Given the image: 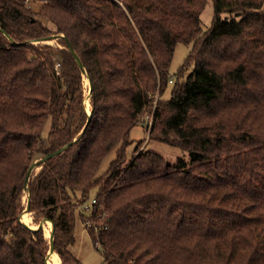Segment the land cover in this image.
I'll return each mask as SVG.
<instances>
[{
	"label": "trees",
	"instance_id": "obj_1",
	"mask_svg": "<svg viewBox=\"0 0 264 264\" xmlns=\"http://www.w3.org/2000/svg\"><path fill=\"white\" fill-rule=\"evenodd\" d=\"M67 40L93 86L85 129ZM178 42L192 47L172 75ZM145 112L150 140L183 153L141 138L129 155ZM69 142L28 191L34 161ZM26 191L63 264H83L72 247L91 195L101 264H264V0H0V264H48L43 229L20 220Z\"/></svg>",
	"mask_w": 264,
	"mask_h": 264
},
{
	"label": "rangeland",
	"instance_id": "obj_2",
	"mask_svg": "<svg viewBox=\"0 0 264 264\" xmlns=\"http://www.w3.org/2000/svg\"><path fill=\"white\" fill-rule=\"evenodd\" d=\"M213 15H214V6H213V3L211 1L206 5L205 9L203 10V12L201 14L203 28L206 29L211 25ZM226 16H228V14H226V13L222 14L223 18ZM48 42L50 44H57L58 43L57 38L49 40ZM35 43H38V42H35ZM191 47H192V44H185L184 42H178L176 44L173 59H172L171 65H170V73L172 75H174V73H176L178 71V69L181 67V65L184 63L185 58L187 57ZM189 70H190V68L186 69L183 72V75L181 76L183 79H184L185 75L189 72ZM175 80H176V78H175ZM172 85H173V83H169L168 88L165 90L164 94L162 95L163 99L169 97L170 88ZM83 86H84V95H85L84 96L85 109L87 112H90L92 110L91 109L92 104H91L90 82H89L88 74H84V73H83ZM156 97L159 98L158 95H156ZM156 103H157V101H156ZM145 117L147 118L146 112H145ZM143 118H144V116H143ZM143 118L142 117L140 118L139 124L134 126L132 131H131V138L134 139V142L128 147L129 155L131 154L132 150L135 148V145L138 142V140L141 138H143V140L140 143L139 148H148V147L149 148L150 147L155 148L158 151H160L164 154H168L170 156H175L176 154L178 155V154L183 153L179 149H174V148H171L167 145L157 144L156 142L150 140V134H151L150 130L152 127H148L147 122L144 121L146 119L144 118V120H143ZM49 126H50V121H48L46 126H45L44 135H47ZM113 156H114V152H111L107 156V158L105 159V161L102 164L103 170L107 168V166L110 162V159ZM39 170H40V167H37L33 170L32 173L36 174V172H38ZM27 195H28V192L26 191V193H24V195H23V202H26ZM77 200L81 201V195L77 196ZM77 212L81 216L77 219L76 228H75L76 243L73 245L72 250H73L74 254L81 259L83 264H101L102 259H103L102 251H99L95 247V245L93 244L92 239L90 237V234L88 233V231L86 229V227H89V224H92V222H93L92 218L90 216V213L89 212L83 213L80 210V205L77 206ZM29 213L31 216L32 223L38 225V223L34 221L33 211H30ZM43 231H44V235L46 236L44 229H43ZM46 238L48 239L49 237L46 236ZM48 252H49V250H48ZM61 263H62V260H61Z\"/></svg>",
	"mask_w": 264,
	"mask_h": 264
},
{
	"label": "water",
	"instance_id": "obj_3",
	"mask_svg": "<svg viewBox=\"0 0 264 264\" xmlns=\"http://www.w3.org/2000/svg\"><path fill=\"white\" fill-rule=\"evenodd\" d=\"M59 37H65L64 34H56V35H51V36H48L46 38H43V39H36L35 42H46V43H49L48 41L49 40H52L54 38H59ZM66 38V37H65ZM67 44H68V47L70 49V51L74 54L76 60L78 61L80 67H81V70L84 74H87V71L79 57V55L76 53L75 49L73 48L72 44L69 42V40H67ZM89 82H90V93L92 92V89H93V86H92V83H91V80L89 78ZM91 114H92V110L90 112H88V115H89V118L85 124V127L84 129L86 128V126L88 125V123L90 122L91 120ZM84 129L82 131H84ZM72 142H69L68 144H66L65 146H62L60 148H58L57 150H54L40 158H38L37 160L34 161V163L31 165L28 173H27V176L25 178V188L29 191L28 189V182H29V179H30V175L31 173L33 172V170L37 167H42V164L47 161L48 159L54 157L55 155L61 153L64 149H66L69 145H71ZM27 211V212H30L31 211V196H30V193L28 192V195H27V198H26V207L23 211V213ZM23 213L21 214L20 216V220L22 222H24L28 227L32 228V229H44V226H45V223L46 221L50 220L51 221V232H50V236H49V244H50V247H49V251H55V245H54V230H55V226H54V223L51 219L49 218H43L37 226H32L31 224H29L28 222H26L25 220H22V216H23ZM49 253V252H48ZM46 255V262L48 263V254ZM49 264V263H48Z\"/></svg>",
	"mask_w": 264,
	"mask_h": 264
},
{
	"label": "built area",
	"instance_id": "obj_4",
	"mask_svg": "<svg viewBox=\"0 0 264 264\" xmlns=\"http://www.w3.org/2000/svg\"><path fill=\"white\" fill-rule=\"evenodd\" d=\"M172 81V79L170 80ZM156 102V100H155ZM144 118L146 120H144L145 122H147L148 124V127H151L152 126V120H153V113L150 115V114H147V118L144 116ZM146 124V125H147ZM97 204V198L93 195H91L90 197L88 198H83L82 197V201L79 203L80 205V210L83 212V213H87L89 212L90 213V216L92 218V224L94 223V220H93V213H94V210H95V205ZM86 223V222H85ZM87 224V223H86ZM88 225V224H87ZM91 225V224H89Z\"/></svg>",
	"mask_w": 264,
	"mask_h": 264
},
{
	"label": "bare ground",
	"instance_id": "obj_5",
	"mask_svg": "<svg viewBox=\"0 0 264 264\" xmlns=\"http://www.w3.org/2000/svg\"><path fill=\"white\" fill-rule=\"evenodd\" d=\"M22 220H25L26 222H28L29 224H32L33 226L37 225V224L32 223L30 213L27 211H25L23 213ZM44 230H45L46 236L49 237L50 232H51V221L50 220L46 221L45 226H44ZM48 254H49L48 255V263L49 264H63V263H61V258L56 251H49Z\"/></svg>",
	"mask_w": 264,
	"mask_h": 264
}]
</instances>
